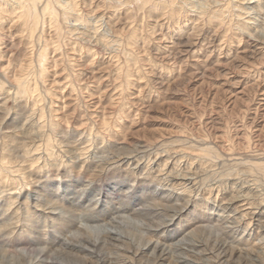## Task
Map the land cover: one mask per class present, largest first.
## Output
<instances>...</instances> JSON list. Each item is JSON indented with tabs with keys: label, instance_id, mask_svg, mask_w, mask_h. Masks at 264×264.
<instances>
[{
	"label": "rangeland",
	"instance_id": "rangeland-1",
	"mask_svg": "<svg viewBox=\"0 0 264 264\" xmlns=\"http://www.w3.org/2000/svg\"><path fill=\"white\" fill-rule=\"evenodd\" d=\"M14 1L0 264H264V0H43L34 33ZM68 196L104 214L92 252Z\"/></svg>",
	"mask_w": 264,
	"mask_h": 264
},
{
	"label": "bare ground",
	"instance_id": "bare-ground-1",
	"mask_svg": "<svg viewBox=\"0 0 264 264\" xmlns=\"http://www.w3.org/2000/svg\"><path fill=\"white\" fill-rule=\"evenodd\" d=\"M16 1V4H17V6L19 7V9H21L22 8V10L20 11V15H19V17H21L22 19H23V22H25V24L28 26L29 25V28H30V30H31V33H34L35 31H36V29L38 28V26H39V24H40V22H39V20H40V14H39V11H40V8H42L43 6V8H42V10H43V14L44 15H47V16H49L51 19L52 18H56L57 19V17L59 16L58 14H59V12H58V9H57V7H55V6H53L52 5V3H51V1H45L44 2V4L42 3L43 2V0H15ZM14 1V2H15ZM57 1V3L61 6V8H62V14H63V16H69V15H72L73 13H75L74 11H76V9L74 10V8H75V6L74 5H72V4H67V3H63V1H60V0H56ZM218 1V0H217ZM220 1V0H219ZM8 2V1H7ZM68 2V1H67ZM40 4H43V6L41 7V6H39ZM55 4V3H54ZM16 6V7H17ZM42 18H43V16H41ZM45 18V17H44ZM68 18V17H67ZM71 18V17H70ZM42 20V19H41ZM223 20V19H222ZM45 23V22H44ZM46 53V50L44 49V51L42 50V54H41V61H43L44 60V56H45V53ZM40 61V62H41ZM45 61V60H44ZM24 82V81H23ZM21 84V83H20ZM26 84V83H25ZM24 84V85H25ZM28 86V85H27ZM31 86V85H30ZM29 91V88L28 87H26V86H23L22 85V87L20 88V92H19V94H23V93H26V92H28ZM177 178V177H176ZM183 179H185V178H183ZM188 178H186V182L188 181L187 180ZM78 181V180H77ZM182 181V180H181ZM192 181V180H191ZM189 182V181H188ZM43 187V186H42ZM85 190V189H84ZM95 189H93V188H91L90 189V192H92V191H94ZM87 192V191H86ZM101 193H99V195H100ZM49 195V194H48ZM92 196V193H90V194H88V196ZM97 195V194H96ZM96 195H94V196H96ZM72 200V198H70L69 196L67 197V201H68V204L71 206V207H73V205L74 206H77V209H79L80 211H81V217H82V219L83 220H85L87 223H92V224H96V226H92V225H85L84 224V226H82L80 229H77V231H75L76 233H75V238H77V240H78V243H74V245L71 243V244H68L67 246L69 247V248H71L72 250H74V249H76V250H78V251H87V252H92V250H91V248L90 247H92V246H96V242H97V239L95 238L94 240L92 239V238H90V236H88L89 235V232L91 233V231H93V229H97V228H100V224H97V223H99V221H101L102 219H101V217L104 215V214H102V215H96V213H94V209H95V207L94 206H96L97 205V201H95V205L94 206H91L92 205V203L90 204V203H88V199L84 202V201H80L79 202V204L80 205H78V204H75L74 202H72L71 200ZM93 199V198H92ZM92 199H91V201H92ZM120 202V201H119ZM88 203V205L87 206H85L86 204ZM108 203H110V201L108 202ZM119 205V204H118ZM116 207V206H115ZM126 207V209L128 210H132V208L131 207H127V206H125ZM59 208V207H58ZM105 208H107V206H105ZM118 208V207H117ZM108 209V208H107ZM122 209H123V207H122ZM67 212H72V210L71 209H65ZM119 210H120V208H119ZM138 210V209H137ZM134 211V210H133ZM107 212H109V211H106L105 212V215L107 216L106 218L108 219L110 216H112V214H115V212H112V213H107ZM118 212V211H117ZM120 212H121V210H120ZM124 213V212H123ZM135 214L134 215H136L137 213H136V211L134 212ZM174 214V213H173ZM120 216H122V215H120ZM131 216V215H130ZM123 217V216H122ZM129 217V216H128ZM147 217V216H146ZM73 218H74V216H73ZM70 219V218H69ZM77 219H78V217H77ZM79 220V219H78ZM75 221H77V220H75ZM74 221V222H75ZM80 221V220H79ZM73 222V223H74ZM132 222V221H131ZM78 223H82L81 221L80 222H78ZM109 223H110V221H109ZM108 223V224H109ZM122 223V222H121ZM124 223V222H123ZM129 223V222H128ZM103 224V223H102ZM71 225V224H70ZM75 225H77V223L75 224ZM111 225V224H110ZM101 226H104V225H101ZM109 226V225H108ZM163 226H165V225H163ZM68 227V226H67ZM67 227H65L66 229H67ZM74 228L76 227V226H73ZM111 227V226H110ZM70 229V228H69ZM92 229V230H91ZM89 230H91V231H89ZM100 230V229H99ZM103 230V229H102ZM105 231H106V229H104ZM74 231V230H73ZM101 231V230H100ZM111 231V230H110ZM113 232V231H112ZM94 233V232H93ZM105 233V232H104ZM112 234V233H111ZM110 234V236L111 237H113L114 238V235H115V237H116V235H118V232H117V234H115V232L111 235ZM103 235V234H102ZM109 235V234H108ZM121 235V234H120ZM99 237V236H98ZM106 237V236H105ZM139 237H141V236H139ZM112 238V239H113ZM110 239V238H109ZM108 239V240H109ZM150 239V238H149ZM75 240V239H74ZM72 240H70V242H71ZM43 242V241H42ZM44 243V242H43ZM53 243V242H52ZM44 246V245H43ZM175 246V245H174ZM198 246V245H197ZM70 249V250H71ZM41 251H42V249H41ZM207 251V250H206ZM31 252H32V250H31ZM38 252H40V250L38 249ZM50 252V251H49ZM222 252H224V251H222ZM219 253V252H218ZM27 254V253H26ZM34 254V253H33ZM223 253H221V255H222ZM224 254H226V253H224ZM19 255V254H18ZM219 255V254H218ZM33 256H35V255H32V257H29V258H33ZM48 256V255H47ZM25 257H26V255H25ZM37 257V256H36ZM36 257H34L35 259H36ZM108 258V257H107ZM201 259V258H200ZM33 260V259H32ZM31 260V261H32ZM37 260V259H36ZM103 260H106V259H103ZM30 261V262H31ZM68 262V261H67ZM82 262V261H81ZM185 262V261H184ZM34 263V262H33ZM37 263V262H36ZM42 263V262H41ZM30 264V263H29ZM45 264V263H44ZM68 264V263H67ZM83 264V263H82Z\"/></svg>",
	"mask_w": 264,
	"mask_h": 264
}]
</instances>
